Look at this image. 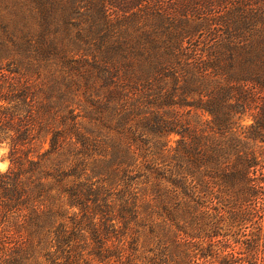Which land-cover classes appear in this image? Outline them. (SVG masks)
<instances>
[{
  "label": "trees",
  "instance_id": "16d2710c",
  "mask_svg": "<svg viewBox=\"0 0 264 264\" xmlns=\"http://www.w3.org/2000/svg\"><path fill=\"white\" fill-rule=\"evenodd\" d=\"M83 3L87 23L73 35V67L82 72L79 58H94L92 69L82 72L87 84H101L106 102L118 109L90 101L93 124L89 134L75 132L82 157L74 164L72 110L61 114L65 129L53 128L60 114L51 112L46 123L34 120L19 130L15 143L28 139V149L14 154V148L9 169L0 170V264H264V208L254 203L264 177L256 149L264 143V0H173L145 9L144 0H16L18 9L26 4L47 26L55 14L83 15ZM217 7L224 14H216ZM124 19L128 25L120 29ZM206 30L217 40L190 45L195 57L184 53L182 43ZM152 82L160 92L155 103L172 106L177 96H193L190 111L206 118L180 130L171 119L139 122V108H120L123 91L147 92ZM247 114L253 122L245 126ZM138 124L162 139L180 137L175 144L157 137L149 145L153 165L132 176L125 166L149 155ZM106 128H118L126 145L103 133ZM40 135L49 147L33 157ZM105 144L113 145L122 174L108 172ZM89 172L98 180L83 181ZM119 182L121 205L132 207L129 215L121 211V226L99 189ZM135 183L144 185L141 193L130 192ZM141 221L145 226L137 229ZM249 223L256 226L242 234ZM215 236H223L218 247L205 241ZM234 244L239 251H229Z\"/></svg>",
  "mask_w": 264,
  "mask_h": 264
},
{
  "label": "rangeland",
  "instance_id": "374dc122",
  "mask_svg": "<svg viewBox=\"0 0 264 264\" xmlns=\"http://www.w3.org/2000/svg\"><path fill=\"white\" fill-rule=\"evenodd\" d=\"M171 2H173V0H144L141 9L149 7L157 8L159 6L164 8ZM80 6L83 15L80 14L78 16L76 14L73 16V14H71L63 16V13L55 14L52 16L50 25L47 26L44 25L42 15H36L26 4H24V8L20 10L17 8L16 0H0V170L3 172L8 170L11 165L10 156L14 148V152H16L14 154L22 153V148L28 149L30 144L28 139H26L25 145L20 144L19 146L16 145L15 141L18 138L19 130L28 129V126H31L30 122L38 120L46 123L49 118L48 114L52 112L54 116H56V114L59 116L60 114V116L57 117V121L53 119V128L65 129V126L62 124L61 114H67L69 110H72L74 164L76 159L82 157L81 153L78 152L79 144L75 132L87 133L85 129H91V125L93 124L89 122L87 116L93 114L92 111H96V106L90 101L93 100L94 102V100H96L100 102V108L118 109L106 102V89L103 90L101 84L95 88L87 84L82 72H88L92 69L91 64L94 58L85 54L79 58L82 60L83 64L82 72L77 73V70L73 67L76 61L73 59L75 57L77 58V56L73 55V35H75L78 30H81V26L84 27L87 23L86 19H84L87 13L86 4L83 3ZM16 8L20 11L17 12ZM110 11L115 13L111 14V17L113 19L117 18V11L112 9H110ZM215 13L218 15L224 14L222 8L219 7L215 9ZM168 17L169 20H172L175 18V15L171 16V14H168ZM177 18L176 16V19ZM73 23L78 24V26L73 27ZM127 25L128 23L126 19H124V23L120 29L126 28ZM214 28L216 30L218 29V27ZM43 37L44 39H42ZM55 38H58V40H55L56 46L51 43ZM212 39L213 38H210L209 30L200 31L197 33L195 40L192 41L187 39L182 43L183 48L187 47V49H184V53L195 57V52L190 50V45L194 47V44H197L204 47L207 44L211 45L213 41L217 40V38L213 41ZM193 61H195V59H193ZM99 64H97V66L100 67ZM119 76L122 78L121 75ZM172 84L174 83L169 79L166 86L172 89ZM152 87L154 89H150L147 92H136V90L133 89H126V91H123L124 96L120 99V102H122L120 108H139L136 117L141 120L139 122H142L148 117L157 116L159 119H171V121L174 122L173 126L180 130L187 127H195V125L199 124V121L195 119L199 118L200 120L202 118L194 117L197 114L190 111L192 104L195 103V98L193 96H185L184 99L177 96L175 99L177 104L162 106L159 103H155L157 95L160 94L159 88L156 87L155 82H152ZM122 89H124V87H122ZM180 93L181 92H177V94ZM30 110H34L33 116H30ZM167 111H169V113H167ZM249 112H251V110H249ZM205 118L206 117L202 120ZM243 118L242 124L245 126L253 122L252 117L248 114ZM113 121L112 124L115 125L116 120L113 119ZM100 127L103 126L100 125ZM117 129L109 131V129L106 128L103 133L110 132L115 139H120L121 143L125 144L128 139L124 137V135L117 134ZM136 131L140 132L146 139L145 147L149 148V155L140 157L133 165L125 166L132 176H136L139 173H141V175L146 173L148 171L147 167L153 165V153L151 149L154 147L149 145H152L157 137L162 139L158 135L152 133L153 131H149L148 127H143L139 124L138 127H136ZM90 135L92 134L90 133ZM179 137L180 136L177 134H172L167 138L164 136L162 140H170V144H175L174 140ZM97 139L102 141L105 137L97 136ZM44 140L45 137L40 135L34 141L36 142L34 145L36 152L32 154L33 157H36L40 152H43L49 147V143H45ZM259 146L261 147H257L256 149H258V152L264 157V143H259ZM104 147L110 152L101 156L106 159L107 162L111 160L109 164H106L108 172L122 174L123 168H118L117 162H113V145L110 146L109 144H105ZM119 149H121V145ZM119 169L121 170L119 171ZM262 170H264V163ZM92 174L93 172H89L88 179V176L84 175L82 177L83 181L98 180V178L92 177ZM260 177L259 181H261L262 192L254 203L256 207L264 208V177L262 175ZM97 183L102 184L101 182ZM105 185V187L99 189L103 191V197L109 200L108 203L110 205L108 206L112 210L110 213L114 214L113 217L115 218V222L121 226L122 224L118 219L120 218L121 211L123 208L124 210L127 208L123 214L129 215L131 214L129 210L132 208L130 206L121 205L122 201L120 194L122 193L121 190H125L124 185L121 184V182L113 184L112 186L108 183ZM142 185L135 183L130 192L137 191L141 193ZM76 211L77 208H73V213ZM220 220V222L224 224L223 217ZM257 221L259 222L260 219H257ZM145 222L146 221H141L136 223L137 229L144 228L145 225L143 223ZM253 226H256V224H246L240 232H242V234H247L253 229ZM222 238L223 236H215L207 238L205 241L209 243L212 241L215 243L214 245L218 247L221 244L219 241ZM140 240L142 242L144 236H142ZM234 245L235 246H230L228 248L229 251H239L233 249L236 247V244Z\"/></svg>",
  "mask_w": 264,
  "mask_h": 264
}]
</instances>
